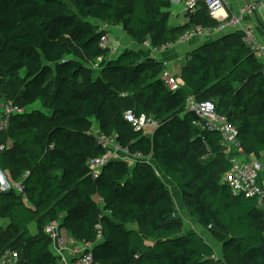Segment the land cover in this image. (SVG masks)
Returning a JSON list of instances; mask_svg holds the SVG:
<instances>
[{"label":"trees","instance_id":"obj_1","mask_svg":"<svg viewBox=\"0 0 264 264\" xmlns=\"http://www.w3.org/2000/svg\"><path fill=\"white\" fill-rule=\"evenodd\" d=\"M171 1L0 0V99L23 110L0 142L11 141L0 149V169L15 175L26 197L0 194V220L10 221L0 228V256L12 250L20 264H60L45 232L57 222L98 264H220L197 231H182L159 170L222 244L225 264H264V210L222 182L232 163L221 135L187 108L189 97L214 102L244 153L264 160V65L239 34L233 44L216 40L194 50L182 69L190 94L166 86L163 62L131 50L112 57L100 47V24L154 48L179 42L192 27L217 26L202 8L189 14L184 31L170 27ZM126 99L135 109H126ZM37 103L45 111H28ZM128 110L154 118L158 128L136 131ZM96 133L148 163L115 160L93 179L90 161L104 153Z\"/></svg>","mask_w":264,"mask_h":264},{"label":"built area","instance_id":"obj_2","mask_svg":"<svg viewBox=\"0 0 264 264\" xmlns=\"http://www.w3.org/2000/svg\"><path fill=\"white\" fill-rule=\"evenodd\" d=\"M183 3L188 14H193L205 8L217 26L212 29H205L200 26L192 27L183 34L182 42H189L194 38L233 32L240 35L242 43L264 65V42L256 30L258 25L264 21V16L262 15L264 0H242V5L238 9L232 7L230 0H183ZM102 29L106 32L101 36L100 47L109 49L112 55H118L119 48L114 45L112 37L107 32V25H104ZM167 48L168 46L152 47V52L158 53ZM162 79L172 91H177L181 88L180 81L165 70L162 74ZM187 108L203 121V129L217 132L221 135L223 153L232 163L231 170L224 175L222 182L229 187L235 196L257 199L258 207L264 210V163L255 156L244 153L238 141L237 129L230 122L228 116L218 113L214 102H198L194 97H189ZM22 112L23 110L13 101L2 103L0 106V142L3 135L9 130L11 117ZM124 117L136 131H142L146 135H152L159 126L154 118L145 114L137 115L132 110L126 111ZM96 137L104 153L97 159L90 161L89 165L93 179H97L102 169L115 160L125 161L130 166H134L137 162L144 160L141 154H131L128 149L122 147L115 137H104L100 133H97ZM10 144L11 141H7V144L0 145V149L3 151ZM27 176L28 174L25 175V177ZM2 179L3 177L0 176V194L15 190L26 198L23 194L24 186L21 182L10 183ZM173 217H177V214H173ZM211 228L210 226L209 229ZM45 232L52 239L53 244L57 246L59 254L75 249V254L79 256L76 264H98L94 262L92 254H86V246L78 245L76 241L68 236L65 230L60 228L57 222L49 224ZM101 238L102 226L99 225L98 239L100 240ZM0 264H20V256L17 252L8 250L0 256Z\"/></svg>","mask_w":264,"mask_h":264},{"label":"crops","instance_id":"obj_3","mask_svg":"<svg viewBox=\"0 0 264 264\" xmlns=\"http://www.w3.org/2000/svg\"><path fill=\"white\" fill-rule=\"evenodd\" d=\"M179 1H181L182 4L184 5L183 0H179ZM230 2L232 3V7L234 9H238L242 5V0H230ZM171 6H172V1H171ZM262 15L264 16V11H263ZM171 17H172V13H171ZM170 22H171V18H170ZM189 22H190V15L185 11L183 13L182 17L181 18L178 17L176 23H173L172 24L173 26L170 24V26L174 27V28L181 29L182 31H184L190 25ZM262 23H264V21H262ZM262 23H260V25H258L256 30H257L260 38L264 42V32L261 28ZM100 26L103 27L104 24H100ZM107 30H108L107 32L112 37L114 45L119 48V54L125 50H131V51L138 53L144 60L149 59V58H154L160 62H163L164 66H165V71H167L169 74L175 76L176 78H179L180 84L183 87V89L187 93H190V94H191V91L186 87V85L180 79L182 69L186 65V62L189 61L188 58H189L190 54L194 50H196L200 47L205 48V47L209 46L210 44H212V42H214L216 40H223V41H225L226 44H233V43L239 42V38H240L239 36H237V34H234L233 32H228L226 34H217V35L210 36V37L194 38L189 42H182L180 40L179 42L168 46V48L164 51H161L158 53H153L152 52V46L149 42L144 43V44L137 43L135 40H133L127 36V34L124 32L122 27H110L107 25ZM118 55H112V53H110V56H112V57H117ZM176 66L178 67V69H175ZM1 105H2V101L0 99V106ZM96 129H97V126H96ZM0 176L3 177L4 180H6L10 183H17V181H16L17 179H16L15 175L13 173H11L10 171H1V169H0ZM187 213H188L187 217L192 218V216L189 214L188 211H187ZM180 218H181V215H180ZM9 224H10V221H8V220H0V228L2 230H5L9 226ZM193 224L195 225L194 230L197 231L212 248L215 247L214 245H216L217 247L219 245H222V244L217 243L210 236V234H208V232L200 226V224L197 221L193 220ZM30 230H31L32 234H36L37 233V225L32 224L30 226ZM77 244L82 245L79 243H77ZM51 249H52L53 254L60 258V264H76V259L79 256H78V254H75V249H71L70 251L64 252L62 254H59V252L57 250V246L55 244H52ZM216 259H217V261H219L220 264H225L224 259H223V254L220 257H216Z\"/></svg>","mask_w":264,"mask_h":264},{"label":"rangeland","instance_id":"obj_4","mask_svg":"<svg viewBox=\"0 0 264 264\" xmlns=\"http://www.w3.org/2000/svg\"><path fill=\"white\" fill-rule=\"evenodd\" d=\"M170 12L172 13V17H171V22H169V25L170 24L172 25L173 23H176L178 17H180V18L182 17L183 13L185 12V7L181 1L172 0V6L170 8ZM175 69H178V67L176 66ZM124 104H126V109H135V106L132 104L131 99H126V101H124ZM150 105L151 104L149 102H146L147 108H149ZM30 110H43V111H45L44 108H42L39 103L35 104L34 106H32L31 108L28 109V111H30ZM96 131H97V129H96ZM204 157L206 158L207 155L205 154ZM262 162L264 163V160H262ZM158 174L162 177L166 186L168 187L169 192L173 198L174 206L178 209V214L181 215V219L183 221L182 231L184 232V231H187L189 229H194L195 225L193 224V220L194 221H196V220L193 217L192 218L187 217V214H188L187 213V203L185 202V200H183V198L181 197V194L179 193L177 188L169 180L164 178L159 170H158ZM222 180H223V177H222ZM214 246L215 247L213 249L215 250V256L220 257L223 254L222 245H219L218 247L216 245H214Z\"/></svg>","mask_w":264,"mask_h":264},{"label":"water","instance_id":"obj_5","mask_svg":"<svg viewBox=\"0 0 264 264\" xmlns=\"http://www.w3.org/2000/svg\"><path fill=\"white\" fill-rule=\"evenodd\" d=\"M139 162H141V163H148V161H146V160H142V161H139Z\"/></svg>","mask_w":264,"mask_h":264}]
</instances>
